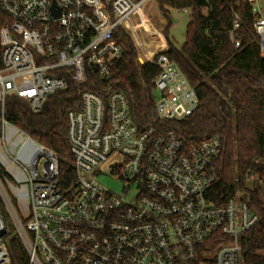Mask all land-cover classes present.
Wrapping results in <instances>:
<instances>
[{"label": "built area", "instance_id": "obj_1", "mask_svg": "<svg viewBox=\"0 0 264 264\" xmlns=\"http://www.w3.org/2000/svg\"><path fill=\"white\" fill-rule=\"evenodd\" d=\"M148 1L0 0L9 21L0 27V201L27 264H240L241 237L258 216L238 197L210 200L221 142L186 147L167 126L191 116L198 99L172 62L154 61L159 53L147 60L159 71L155 124L137 125L123 93L81 92V109L66 116L74 178L66 187L57 155L5 118L7 102L38 113L50 95L86 84L93 69L107 80L121 57L117 28L138 48L140 29L160 39L142 19ZM237 1L251 6L264 57V0ZM135 16L141 22L129 25ZM239 24L234 13L235 49ZM99 177L121 184L120 195ZM6 233L0 213V264H10Z\"/></svg>", "mask_w": 264, "mask_h": 264}, {"label": "trees", "instance_id": "obj_2", "mask_svg": "<svg viewBox=\"0 0 264 264\" xmlns=\"http://www.w3.org/2000/svg\"><path fill=\"white\" fill-rule=\"evenodd\" d=\"M157 6L167 26L172 22L168 9L188 10L189 22L180 47L166 38L167 50L159 53L184 75L198 99L195 112L181 121L169 122L186 147L210 138L221 142L215 162L218 179L209 191L214 204L238 197L258 216V223L240 240V264H264V57L258 51L252 29L251 6L237 0H158ZM207 10L206 15L201 10ZM240 16L235 49L229 39L233 14ZM0 13V27L8 23ZM121 46V57L110 67L109 78H100L97 69L87 72V83L48 97L38 113H32L9 101L5 118L38 144L52 150L59 159L63 187L74 180L72 156L67 140L70 111L81 109L80 94L90 91L105 98L123 93L129 101L133 121L139 126L155 124L157 102L154 80L159 71L149 62L139 64L131 37L122 29L114 31ZM0 213L6 214L0 201ZM6 235V234H5ZM2 241L10 264H27L26 252L16 235Z\"/></svg>", "mask_w": 264, "mask_h": 264}, {"label": "rangeland", "instance_id": "obj_3", "mask_svg": "<svg viewBox=\"0 0 264 264\" xmlns=\"http://www.w3.org/2000/svg\"><path fill=\"white\" fill-rule=\"evenodd\" d=\"M141 10L142 19L145 23H147V30H149L150 32L154 30L157 31L176 47H180L184 43L186 26L190 18V12L188 10L185 11L168 9L172 25L167 35L163 33V30L166 28L167 23L163 19L155 0H150L145 3L142 6ZM201 13L203 15H206L207 10L202 9ZM139 22H141L139 17L135 16L131 18V20L129 21V25H136ZM140 31L141 32H139L137 36V41L140 44L141 48H138L136 42L132 38L131 39L137 51L138 63L144 64L145 62H147V60H150L155 55V53L160 50V48L157 45L159 41L158 39H156L155 34L154 36H149L145 34L143 29H140ZM39 170L41 171V167L39 168ZM98 182L104 188L112 191L117 195H120L122 186L115 180L108 177H99ZM260 188L262 190V195H264V186H260ZM262 199H264V196H262ZM3 217L5 219L7 227L5 238L8 239L15 235V228L7 214H4Z\"/></svg>", "mask_w": 264, "mask_h": 264}, {"label": "crops", "instance_id": "obj_4", "mask_svg": "<svg viewBox=\"0 0 264 264\" xmlns=\"http://www.w3.org/2000/svg\"><path fill=\"white\" fill-rule=\"evenodd\" d=\"M160 39H158L159 42L157 44L160 50H158V52H156L155 54L165 52L167 50V44H166L165 38L161 35Z\"/></svg>", "mask_w": 264, "mask_h": 264}]
</instances>
